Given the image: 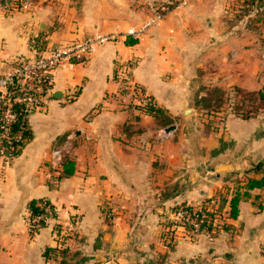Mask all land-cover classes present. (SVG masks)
Here are the masks:
<instances>
[{
	"label": "crops",
	"instance_id": "crops-1",
	"mask_svg": "<svg viewBox=\"0 0 264 264\" xmlns=\"http://www.w3.org/2000/svg\"><path fill=\"white\" fill-rule=\"evenodd\" d=\"M139 5L41 0L0 11V75L16 56L114 34L54 71L50 97L27 116L29 140L15 158H0V264H264L263 189L242 198L237 218L225 216L228 228L212 235L170 226L174 206L229 209L241 180L264 176V104L242 116L253 106L243 104L244 93L264 92V43L247 24L263 23H229L219 0H188L135 39L127 30L152 16ZM128 61L158 116L120 96L116 72ZM212 88L240 102L198 105ZM55 148L74 162L71 175L59 177ZM31 200L59 208L54 223L33 233ZM57 246L62 251L45 256Z\"/></svg>",
	"mask_w": 264,
	"mask_h": 264
},
{
	"label": "built area",
	"instance_id": "built-area-1",
	"mask_svg": "<svg viewBox=\"0 0 264 264\" xmlns=\"http://www.w3.org/2000/svg\"><path fill=\"white\" fill-rule=\"evenodd\" d=\"M186 2L187 0H177L173 8L185 5ZM26 5L25 0H19V3L16 0L0 2V11L22 9ZM169 10L171 9L164 5L159 7V10L142 26L129 28L127 34L135 39L139 38L147 27L160 23ZM113 36L114 34L92 32L66 44L47 46L33 56L14 58L12 69L0 75V158L3 161L15 158L18 150L29 140L26 134L29 131L27 116L34 110L42 108L50 97L54 71L65 64L72 66L75 62L85 60L98 46ZM35 42L33 40L34 46ZM132 68L133 64L130 61L118 66L116 77L119 94L147 111L152 103L144 95L142 88L134 82ZM18 111L24 113L26 118V121L19 125ZM62 157V148H55L51 152L52 164L58 166ZM39 209V212L33 215L28 211L27 222L30 232H36L41 227L54 223L59 212L57 206L46 200H41ZM228 210V207L218 206L213 202L174 206L170 219L171 230L177 232L181 229L182 232L191 234L205 233L211 224L213 232L219 223H223L222 219L227 216Z\"/></svg>",
	"mask_w": 264,
	"mask_h": 264
},
{
	"label": "trees",
	"instance_id": "trees-1",
	"mask_svg": "<svg viewBox=\"0 0 264 264\" xmlns=\"http://www.w3.org/2000/svg\"><path fill=\"white\" fill-rule=\"evenodd\" d=\"M5 1L11 2L12 0H0V2L4 3ZM14 1V0H13ZM169 1H174V0H169ZM151 2V11L153 10L154 14V5L156 2H158V0H149V3ZM244 6H246L245 8V14L243 16H249L251 17V14L253 13L254 15H258V17L256 18V20L261 21L264 24V0H243ZM173 3L169 4L168 3V7L169 9L173 8ZM159 10V8H158ZM137 40H127V43L129 44H134ZM36 43V42H35ZM37 45V43L35 44V46ZM237 91H241L238 90ZM245 94V98L248 100H258L260 103L259 106H255L253 105L250 109L247 110V112H243L242 116L243 117H247L249 116L250 113H254L258 108H261L262 105L264 104V92L263 91H258V92H246ZM224 96L225 93L223 92V90H221L220 88H212L210 91H208L206 93L205 96H200V97H196L195 102L198 105H201L203 108L207 109V110H218L222 107V103L224 100ZM148 113L153 114L154 116H158L160 113H162V110L160 108H155V106H150L147 109ZM18 125L21 123H24L26 121V118L24 117V113H22L21 111H18ZM17 125V126H18ZM27 137L30 138V131H28L27 133ZM25 145V144H24ZM23 145V146H24ZM22 146V147H23ZM21 152V149L18 150L17 155ZM74 172V162L70 159L64 158L62 163H61V171L59 174V177H67L69 175H71ZM242 183L238 184V186L235 187L234 191H233V195L229 201V210L227 213V217L230 219H236L238 214H239V201L248 196L249 192L255 188H260L264 190V176L260 177V178H244L243 180H241ZM40 202L41 200H31L28 203V210L30 211V213L33 215L37 212H39V206H40ZM182 205V204H181ZM178 206V205H176ZM184 206V205H182ZM208 228H210L208 231H206L205 233L207 234H214L215 231H217L218 229H226L228 228V225L226 222L223 223H219L218 226L215 228V231L211 232V224L208 225ZM33 233V232H31ZM164 237L169 241L172 242L173 240V231H170V233H164ZM192 238H194V236H192ZM168 242V243H169ZM62 251V248L60 246L57 247H51V248H47L45 250V256L50 257L53 255H56L57 252ZM198 264H208V263H198Z\"/></svg>",
	"mask_w": 264,
	"mask_h": 264
},
{
	"label": "rangeland",
	"instance_id": "rangeland-1",
	"mask_svg": "<svg viewBox=\"0 0 264 264\" xmlns=\"http://www.w3.org/2000/svg\"><path fill=\"white\" fill-rule=\"evenodd\" d=\"M27 3L31 2V3H39L41 0H25ZM188 1V0H187ZM11 2H15V0L11 1ZM17 3H19V0H16ZM134 2V0H133ZM137 2H139V6L143 7L144 11H146V13L149 14V16H151V12L153 13V10L151 11V2L149 3V0H137ZM219 2L224 6L225 9H227L229 11L230 14H227L225 19L229 22H236V21H243V20H249L250 18H253L254 20L258 17V15H254L253 13L251 14V17H249L248 15L243 16L246 12H245V8L246 6H244L243 0H219ZM168 3L171 4L173 3L174 5L177 3V0L174 1H169V0H158V2L155 3V7H154V13H156L158 11V8L161 6H166V8L168 9ZM137 4V3H136ZM173 5V7H174ZM252 19V20H253ZM249 22V21H247ZM250 26H252L251 31L252 33L256 36L261 38V40H263L262 42L264 43V24L260 25L259 27L255 25V23L252 21L251 23H247ZM236 31H241L239 29H237ZM243 97V96H242ZM244 100V98L242 99V101ZM240 102V97H236L234 98V100H231L230 97L224 96V100H223V105L228 104L231 106L235 107V103ZM249 102H251L254 105L255 100H248L246 99V101L243 102V104H248ZM230 103V104H229ZM237 108L239 107V105L237 104L236 106ZM240 108V107H239ZM244 112H247V109H244Z\"/></svg>",
	"mask_w": 264,
	"mask_h": 264
},
{
	"label": "water",
	"instance_id": "water-1",
	"mask_svg": "<svg viewBox=\"0 0 264 264\" xmlns=\"http://www.w3.org/2000/svg\"><path fill=\"white\" fill-rule=\"evenodd\" d=\"M54 96H57L58 94L57 93H55V94H53ZM173 128V126H169V128H167V130L166 131H169V130H171Z\"/></svg>",
	"mask_w": 264,
	"mask_h": 264
}]
</instances>
